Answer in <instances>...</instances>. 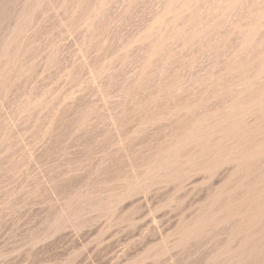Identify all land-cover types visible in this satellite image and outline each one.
Instances as JSON below:
<instances>
[{
  "label": "rangeland",
  "instance_id": "1",
  "mask_svg": "<svg viewBox=\"0 0 264 264\" xmlns=\"http://www.w3.org/2000/svg\"><path fill=\"white\" fill-rule=\"evenodd\" d=\"M0 264H264V0H0Z\"/></svg>",
  "mask_w": 264,
  "mask_h": 264
}]
</instances>
